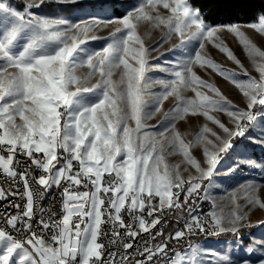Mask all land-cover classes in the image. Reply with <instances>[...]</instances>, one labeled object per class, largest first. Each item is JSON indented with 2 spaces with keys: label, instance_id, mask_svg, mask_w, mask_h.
<instances>
[{
  "label": "snow or ice",
  "instance_id": "6c2138e0",
  "mask_svg": "<svg viewBox=\"0 0 264 264\" xmlns=\"http://www.w3.org/2000/svg\"><path fill=\"white\" fill-rule=\"evenodd\" d=\"M225 6L235 11L212 19L195 0H0V264H264V231H250L264 226L251 220L264 212V157L251 155L264 151V50L253 39L264 41V0ZM96 7L121 15L102 19ZM110 25L101 49L82 47ZM173 37L170 56L153 55ZM197 67L234 84L243 107ZM221 112L227 122L211 114ZM189 115L218 127L187 140L177 125ZM245 168L260 180H241ZM221 235L235 239L199 241Z\"/></svg>",
  "mask_w": 264,
  "mask_h": 264
},
{
  "label": "rangeland",
  "instance_id": "374dc122",
  "mask_svg": "<svg viewBox=\"0 0 264 264\" xmlns=\"http://www.w3.org/2000/svg\"><path fill=\"white\" fill-rule=\"evenodd\" d=\"M87 2L90 3H95L98 5H105V4H110V3H115L119 4L121 3V0H87ZM123 2L126 3H132L134 0H123ZM91 12L96 13L100 18L102 19H107L109 17H112L111 11L107 8L104 7L100 10L97 11H92L91 9L89 10ZM114 28V26L110 25L109 28L106 29H97L94 33H91L90 35L94 34L97 37H99L96 40L92 39H87L85 41V44L82 45V47H87L90 49H101L108 40L106 39L109 36V32ZM140 33L143 34L145 32V28L141 27L139 29ZM162 37V33L160 30H153L151 31L148 36L145 39L146 46L150 44H155L157 41H159ZM254 42L258 44L264 50V41L260 40L259 35L253 36ZM178 43V40L176 37H173L172 41L169 44H165L162 48H160L156 53H154V56L161 57L163 59L165 56H170L171 51H170V44H175ZM227 43L228 46L234 51L236 56L242 61L244 64L245 68H247L250 72L251 76L256 77L259 79V74L254 70L252 65L249 63L248 58L246 57V54L242 50V47L239 46V44L236 42V40L233 37H227ZM207 50L210 52L211 57L220 65L223 67L229 69V70H236L240 71L238 66L231 60H229L226 56V54L220 52L218 49H215L213 47L206 46ZM163 54V55H162ZM153 63H156L157 61L153 60ZM201 78L209 80V82L215 83L216 86L221 90L223 94H225L230 100L233 101L234 104H236L239 107H243V97L242 94L240 93L239 89L235 87L234 84H232L230 81L223 79L221 76L216 74L213 70L208 69V73H211L209 76L206 74V72L199 67L194 69ZM82 71L86 72L87 68L85 67ZM149 75L152 76H165L164 73H160L158 71H154L152 73H149ZM165 78H168L165 76ZM238 79L244 80L247 79V77L240 76ZM202 91L207 92V89H201ZM154 91H159V88L154 89ZM211 95V93H209ZM186 96L193 97L195 94L191 91L185 93ZM175 104V97H169L167 101L164 103V108L163 110H168L170 109L173 105ZM212 115L217 116L219 119H221L223 122L228 121V117L226 113H211ZM188 123L186 124L184 121H181L178 123V128L181 130V132H187L189 135L186 137L187 140H193L195 136L198 134L200 131L201 127L203 126L204 123H208L209 127L213 128V130H216L218 126L213 125L211 121H207L205 117L203 116H191L189 115L188 118ZM154 123V121L149 122ZM210 137V134H208ZM237 143L239 142V139L236 141ZM255 150L252 151L251 155L252 158L256 159L258 162L261 161L262 157H264V151H262L258 146H254ZM193 152L195 155L199 156L200 155V149H193ZM179 158L178 157H172L169 158L168 162L169 163H175ZM227 159V157H226ZM231 161H229L230 163ZM238 176L240 177L241 180H243L245 177H250V178H255L257 181L260 180V175H259V170L254 169L251 172L248 169H243L238 172ZM237 181L236 180H231L225 183L222 188L216 189L213 192V195L215 196H224L225 192L230 191L232 188L236 186ZM239 196V193H237ZM227 200V197L225 196V201ZM242 202V201H241ZM261 219H264V212L261 211H255L254 214L251 216V220L253 222H257ZM252 233H257L259 234L261 231H264V226L261 227H253L250 229ZM235 239L233 236L230 235H221L215 238H207L204 239L202 242L206 245H212L216 246L217 242H222V241H228V240H233Z\"/></svg>",
  "mask_w": 264,
  "mask_h": 264
},
{
  "label": "trees",
  "instance_id": "16d2710c",
  "mask_svg": "<svg viewBox=\"0 0 264 264\" xmlns=\"http://www.w3.org/2000/svg\"><path fill=\"white\" fill-rule=\"evenodd\" d=\"M195 2H199L203 4V12L206 16L212 19H224L225 17L230 16L235 10L230 9L225 6L226 0H195ZM115 4V3H110ZM109 5V4H105ZM104 8V7H103ZM112 15L120 16L121 10L118 8L107 7ZM102 9L101 7H96L91 9L92 11H97ZM246 19L249 17H245ZM173 225H169L168 227H172Z\"/></svg>",
  "mask_w": 264,
  "mask_h": 264
},
{
  "label": "built area",
  "instance_id": "2783aa9c",
  "mask_svg": "<svg viewBox=\"0 0 264 264\" xmlns=\"http://www.w3.org/2000/svg\"><path fill=\"white\" fill-rule=\"evenodd\" d=\"M43 204H44L45 206L48 204V199H47V198H45V201L43 202ZM56 207L59 208V204H58V203L56 204ZM201 207H202L205 211H207V210L209 209L210 205L207 204V203H205V204L201 205ZM170 225H171V224H170ZM168 226H169V225H167L166 227H168ZM214 237H218V236H211V237H204V236H201V237H199V241L202 242L204 239H207V238H214Z\"/></svg>",
  "mask_w": 264,
  "mask_h": 264
}]
</instances>
